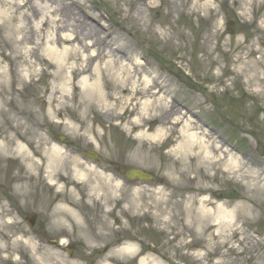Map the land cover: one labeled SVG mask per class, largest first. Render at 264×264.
<instances>
[{
    "label": "rangeland",
    "instance_id": "obj_1",
    "mask_svg": "<svg viewBox=\"0 0 264 264\" xmlns=\"http://www.w3.org/2000/svg\"><path fill=\"white\" fill-rule=\"evenodd\" d=\"M35 2L42 6L40 0ZM75 3L69 9L82 20L88 17L87 23L102 38L121 42L126 54H137L151 77L164 82L173 105L190 111V123L241 160L243 173H263L264 177V0ZM62 8L59 5L58 9ZM11 12L0 6V143L12 140L13 144L9 151L0 149V236H10L16 246L10 252L13 262H6L4 253L0 264H264V196L252 192L245 180L214 176V171L213 178L200 173L194 180L190 158L172 152L181 127L171 137L140 141L129 139L116 122L99 111L88 114V123L80 120L81 111H57L50 103L57 80L43 75L44 67L39 64L29 78L26 65L15 59L14 51L31 48L30 40L39 43V37L31 35V28L14 32L11 27L21 26V22L13 23ZM130 14L135 21H129ZM229 21L237 24L230 34L226 32ZM257 62L262 65L258 67L259 83L249 81L248 64ZM68 95L69 105H75L72 88ZM160 128L158 117L148 120L145 131L155 135ZM92 129L102 138H93ZM86 131L88 140L81 138ZM18 134L25 135L24 141L18 140ZM60 136L65 138L63 143ZM19 142L29 158L45 164L42 172L30 173L21 157L14 155ZM38 145L43 151L57 147L63 159L47 168L34 153ZM85 150L96 152L99 162L86 160ZM129 168L152 171L165 182L120 186L118 177L98 171ZM83 170L88 171L83 173L86 176L77 175L76 171ZM49 174H53L52 182ZM184 179L190 180L187 190L180 188L179 181ZM56 195L79 210L78 218L84 201L90 203V210L95 207L91 203L100 200L105 211H114L113 220L100 217L97 233L78 225L82 248L72 257L65 253V245L54 247L52 242L32 236L24 222L27 215L45 211ZM247 202L251 207L247 222L238 223L243 234L233 238L227 230L225 242L219 246V241H210L209 233L192 224L191 203L193 210L211 203L213 211L218 204L230 209L247 206ZM53 211L57 218L53 226H64L65 213L59 208ZM64 218L68 219L67 215ZM105 231H114V236ZM129 245L133 252L119 251ZM110 246L113 249L108 253H99Z\"/></svg>",
    "mask_w": 264,
    "mask_h": 264
},
{
    "label": "bare ground",
    "instance_id": "obj_2",
    "mask_svg": "<svg viewBox=\"0 0 264 264\" xmlns=\"http://www.w3.org/2000/svg\"><path fill=\"white\" fill-rule=\"evenodd\" d=\"M35 1L0 0V6H7L12 10L13 23L21 22V26L11 27L14 32L20 28H31V35L39 37V43L32 38L31 48L14 51V55L16 60L26 65L27 77L32 78L36 74L35 67L39 64L44 67L43 75H51L57 80L58 86L53 89L50 98L53 108L57 111L67 108L73 113L81 111L79 117L84 123H88L87 116L92 110L99 111L110 122H116V127L128 134L129 139L133 137L140 141H155L162 136L171 137L176 128L181 127L178 143L172 152L190 158V172L194 175V180L198 179L200 173H203L205 178L230 175L232 178L245 180L252 192L264 196L263 173L255 176L243 173L241 160L235 154L224 150L217 139L209 141L195 124L190 123V111L183 105H173L164 82L157 76L151 77V71L144 69L137 54H126L121 42L102 38L101 34L87 23L88 17L82 20L79 14L69 9L70 5H76L75 0H64L65 4L59 3L61 0H40L42 6ZM52 5L57 8H52ZM59 5L63 8L58 9ZM135 20V16L130 14L129 21ZM47 29L48 32L45 33ZM50 31L52 34H49ZM66 31L69 33H65ZM29 58L35 62L30 63ZM259 66H262L261 62L248 64L249 81L260 82ZM71 88L76 101L73 106L69 105L68 94ZM158 117H161L162 129L155 135L148 134L145 131L148 120ZM90 133L95 139L102 138L93 129ZM24 136L18 134V140L24 141ZM81 138L88 140L89 133L86 131ZM12 145V140H9L0 143V149L6 152ZM34 153L47 163V168L55 167L59 160L63 159L57 147L43 151L38 145L34 148ZM14 155L21 157L28 165L26 168L30 173L43 171L45 164H39L29 158L20 142ZM212 171L214 176L211 175ZM87 172L76 171L77 175L81 176H86L83 173ZM91 174L96 173L91 170ZM47 178L52 182L53 174H49ZM211 205L207 203L195 210L192 209L194 204L191 203L190 206L192 224L206 234L209 233L210 241H219L216 243L219 246L222 241L225 242L224 234L227 230L233 238L243 234L238 228V223L247 222L248 212L251 211L249 202L247 206H235L230 209L218 204L213 211L209 208ZM65 210L70 211L67 207ZM3 226L7 228L5 223ZM15 244V240L10 236H0V256L7 254L4 259L6 262H13L10 252L15 249ZM133 249L134 247L129 245L121 247L119 251L133 252Z\"/></svg>",
    "mask_w": 264,
    "mask_h": 264
},
{
    "label": "flooded vegetation",
    "instance_id": "obj_3",
    "mask_svg": "<svg viewBox=\"0 0 264 264\" xmlns=\"http://www.w3.org/2000/svg\"><path fill=\"white\" fill-rule=\"evenodd\" d=\"M48 214L51 215L52 214V211H49ZM100 217H102V212L99 211V210H96L94 212L93 217H92V220H93L94 225L89 228V224H88V229H90V230L91 229H94V231H96V229H97V221H98V219ZM38 228H40V225L36 229H34V232L36 230H38ZM39 231H41L45 236L53 235L54 237H58V238L66 237V238L72 239V240L75 239V235H71L70 236L66 232H64L62 230H59V229H56V228H54L52 226L45 227L44 228V231L42 229H39Z\"/></svg>",
    "mask_w": 264,
    "mask_h": 264
},
{
    "label": "water",
    "instance_id": "obj_4",
    "mask_svg": "<svg viewBox=\"0 0 264 264\" xmlns=\"http://www.w3.org/2000/svg\"><path fill=\"white\" fill-rule=\"evenodd\" d=\"M88 155H89L90 157L96 158V156L93 155V154H88ZM127 176H128V178H130V179L138 178V179L143 180V179H146V178H147L146 175H144L143 173L138 172V171H130L129 173H127Z\"/></svg>",
    "mask_w": 264,
    "mask_h": 264
}]
</instances>
